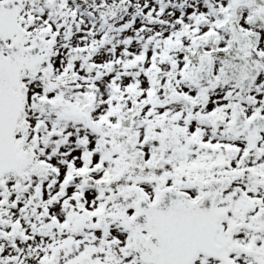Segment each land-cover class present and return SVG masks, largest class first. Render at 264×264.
<instances>
[{"label":"snow or ice","instance_id":"1","mask_svg":"<svg viewBox=\"0 0 264 264\" xmlns=\"http://www.w3.org/2000/svg\"><path fill=\"white\" fill-rule=\"evenodd\" d=\"M0 264H264V0H0Z\"/></svg>","mask_w":264,"mask_h":264}]
</instances>
